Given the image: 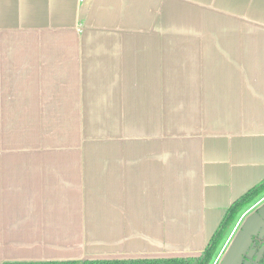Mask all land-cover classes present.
I'll use <instances>...</instances> for the list:
<instances>
[{"label":"crops","instance_id":"crops-1","mask_svg":"<svg viewBox=\"0 0 264 264\" xmlns=\"http://www.w3.org/2000/svg\"><path fill=\"white\" fill-rule=\"evenodd\" d=\"M264 180V0H0V264L199 255Z\"/></svg>","mask_w":264,"mask_h":264},{"label":"trees","instance_id":"trees-1","mask_svg":"<svg viewBox=\"0 0 264 264\" xmlns=\"http://www.w3.org/2000/svg\"><path fill=\"white\" fill-rule=\"evenodd\" d=\"M264 195V180L231 204L213 237L199 255L168 257L88 258L78 260L7 261L4 264H213L240 213Z\"/></svg>","mask_w":264,"mask_h":264},{"label":"flooded vegetation","instance_id":"flooded-vegetation-1","mask_svg":"<svg viewBox=\"0 0 264 264\" xmlns=\"http://www.w3.org/2000/svg\"><path fill=\"white\" fill-rule=\"evenodd\" d=\"M263 204L264 195L241 214L238 222L223 241L213 264L223 263L235 238L242 231L245 220L257 212ZM229 264H264V222L256 232L251 234L249 241L244 243L237 252L232 254Z\"/></svg>","mask_w":264,"mask_h":264},{"label":"water","instance_id":"water-1","mask_svg":"<svg viewBox=\"0 0 264 264\" xmlns=\"http://www.w3.org/2000/svg\"><path fill=\"white\" fill-rule=\"evenodd\" d=\"M263 222L264 204L258 209L257 212H255L245 220L242 231L235 238V241L222 264H229L232 258V254L237 252L244 243L249 241L251 234L256 232Z\"/></svg>","mask_w":264,"mask_h":264},{"label":"rangeland","instance_id":"rangeland-1","mask_svg":"<svg viewBox=\"0 0 264 264\" xmlns=\"http://www.w3.org/2000/svg\"><path fill=\"white\" fill-rule=\"evenodd\" d=\"M261 196H263V195H261ZM261 196H260V197H261ZM260 197H259V198H260ZM259 198L255 199V200H254L249 206H247V208H248V207H251V205H253V204H254ZM247 208H246V209H247ZM246 209H245V210H246ZM245 210H243V212H245ZM243 212H242V213H243ZM242 213H240L239 217L241 216ZM239 217L237 218V220H236L234 226H235L236 223L238 222ZM234 226L232 227V229L234 228ZM232 229H231V230H232Z\"/></svg>","mask_w":264,"mask_h":264}]
</instances>
